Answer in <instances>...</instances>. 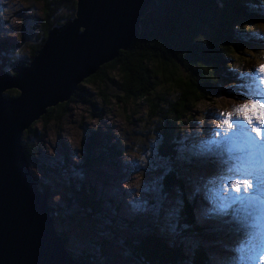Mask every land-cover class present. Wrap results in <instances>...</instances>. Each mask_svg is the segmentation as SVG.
Returning a JSON list of instances; mask_svg holds the SVG:
<instances>
[{
    "label": "rangeland",
    "instance_id": "rangeland-1",
    "mask_svg": "<svg viewBox=\"0 0 264 264\" xmlns=\"http://www.w3.org/2000/svg\"><path fill=\"white\" fill-rule=\"evenodd\" d=\"M153 2L155 7L148 9L145 16L158 7L155 0ZM40 17V5L34 0H0V69L11 78L18 76L15 70L18 67L29 68L47 42L48 34L35 57L32 60L28 58L29 46L39 43L36 37L38 27L35 29V25H38ZM74 18L77 19L75 15ZM78 30L83 32L84 28L79 27ZM129 48L120 50L118 56L122 51L128 52ZM254 55L256 58L264 57V54ZM260 57L255 61L258 66L244 69L248 71L246 76L229 71L230 79L219 81V92L214 100L204 101L192 111V107L188 106L182 120L184 123L175 130L171 127L165 130L167 141L159 131L164 125L162 110H166L168 102L173 101V91L168 85L158 88V93L165 96L166 101L160 104L161 112L152 117L151 106L156 104L153 99L147 103L148 106L142 100L118 101L122 94L113 85L85 82L93 74L83 78L82 85H78L75 91L87 97V102L72 98L74 93L69 100L59 103V108L58 105L44 108L45 114L21 132L22 148V144L31 145L27 148L35 149L34 155L41 164L54 168L51 171L54 175L46 178L35 166H29L28 170L50 190L48 205L56 209L67 208L66 221H55V231L61 239V234L65 235V250L76 263L142 264L125 245H137L156 232L159 238H163L164 245L170 247L168 251L181 245L189 260H192L193 251L198 250L204 254L203 261L210 264H262L264 231L259 224L264 223V205L243 206L241 211L245 213L240 212L236 220L228 210V206L233 207L234 204L231 200H239L232 197V194H239L231 189L230 182L246 176L251 158L256 157L254 160L258 162L257 157H260L264 165V141H257L251 126L238 117L235 110L246 102V98L239 96L235 86L231 85L242 81L241 89L247 92L254 90L256 94L250 92L249 97L264 103V76L257 78L256 75L259 67L264 65V61H259ZM13 62L21 66L12 71L8 66ZM109 63L102 64L99 70ZM124 63L130 66L126 69H131L133 73L135 63L129 60H124ZM1 64L6 67L3 69ZM232 75L235 80H232ZM3 93V96L9 93L11 98L6 97L9 99L21 95L16 88L5 89ZM52 108L58 111L51 116L46 115ZM221 113H230L234 118L232 132L220 131ZM237 119L239 123H235ZM30 128L34 131L32 135L27 134ZM172 132L174 135L170 134ZM27 135L30 138H26ZM98 137L101 139L96 141L99 145L97 152H89V143L94 144ZM247 137L261 145L258 154L249 150ZM163 145L174 148L172 158L166 150L163 154ZM102 146L106 147L105 151ZM113 148H116L117 154L113 153ZM106 154L111 156L90 165V159H99V155ZM255 167L257 179L250 191L251 197L264 193V171L262 166ZM168 173L175 174V181H178L165 192L161 180ZM78 192L88 195L85 200L89 207L81 210L77 204L76 209L69 206V200ZM91 206L94 212L90 211ZM186 208L187 211H184ZM213 209L224 211L222 214H225L226 222L217 216L220 224L215 227L213 216L205 217ZM185 213L193 229L189 228V224L183 226ZM242 217L250 220L252 225L256 224L255 229L250 231L239 227L243 225L240 221ZM156 222L159 228L155 230ZM230 222L232 225L227 229L226 225ZM177 227L191 231L183 235ZM148 258L145 264L149 263ZM183 263L187 264L186 261ZM188 264H192L191 261Z\"/></svg>",
    "mask_w": 264,
    "mask_h": 264
},
{
    "label": "trees",
    "instance_id": "trees-1",
    "mask_svg": "<svg viewBox=\"0 0 264 264\" xmlns=\"http://www.w3.org/2000/svg\"><path fill=\"white\" fill-rule=\"evenodd\" d=\"M34 1L40 5L41 17L37 21L38 25H35V29L38 27L36 37L39 38V43H32L29 46L28 58L30 60L35 57L48 32L53 27L63 25L65 21L74 18L77 7L76 0ZM155 2L158 9L149 11L141 19L139 35L133 40V45L128 52H120L118 58L101 67L85 82L113 85L122 94L118 101L138 102L137 100H142L147 104L153 99L156 104L150 105L152 117L161 112L160 104L166 101L165 96L158 93V88L168 85L173 91V101H169L167 109L162 110L164 125L160 126L162 129L159 131L167 141L166 131L170 127L175 130L184 123L182 120L188 111V106L192 107L190 109L192 111L200 103L214 100L217 97L219 81L230 79L229 71L246 76L248 71H245V68L258 66L255 61H258L260 56L256 58L254 53L264 54V0H155ZM139 57L142 59L139 60ZM124 60L132 61L136 66H140H135L132 73L131 69H126L130 66L124 63ZM259 61H264V57H260ZM17 66L21 64L14 63L8 67L13 71ZM1 67L4 69L6 65L1 64ZM240 71L242 73H239ZM256 75L257 78L261 76L259 72ZM232 80H235L234 76ZM238 83L239 81L236 85H231L238 87ZM236 91L239 96L243 97L238 88ZM7 94L5 97L11 98L10 94ZM74 97H77L79 102L88 101L85 99L87 97H82L79 91L72 98ZM60 106L61 104L58 108ZM55 111L58 110L52 108L46 115L51 116ZM28 133L32 135L33 129L30 128ZM170 134L174 135L173 132ZM26 138L30 137L27 135ZM100 139L101 137L95 138L94 144L89 143V152H97L99 145L96 141L100 142ZM22 145L30 166L37 167L45 178L54 175L51 173L54 168L41 164L34 155L35 149L27 148L31 145ZM170 147L166 148L163 145L161 150L163 154L165 150L166 153L170 152L172 158L175 153L174 148ZM102 150L105 151L106 147L102 146ZM112 151L117 154L116 148ZM109 156L111 154L99 155V159H90V165L102 162ZM168 174L161 180V187L164 186L165 192L176 183L175 174ZM39 188L49 196L50 190L45 184H40ZM75 195L69 200L71 208L76 209V204L81 210L89 207L85 200L88 195L85 196L82 192ZM89 209L92 212L95 210L92 206ZM66 210L67 208H57L54 213L55 221L60 223L66 221L68 217ZM184 211H187V208ZM187 214H184L186 219L183 226L189 224V228L193 229V224L191 225ZM91 215L93 216V213ZM156 224L155 230L159 228V224L157 222ZM177 228L183 235L191 231ZM61 236L65 243V235L61 234ZM163 241V238H159L154 232L150 237L141 240L139 244L125 245V247L142 264L146 263L148 257V264H184L185 261L187 264L189 261L192 264H206L203 261L204 254L198 250L193 251V255L190 256L192 260H189L187 258L189 256L184 255L181 245L168 251L170 247H166Z\"/></svg>",
    "mask_w": 264,
    "mask_h": 264
},
{
    "label": "water",
    "instance_id": "water-1",
    "mask_svg": "<svg viewBox=\"0 0 264 264\" xmlns=\"http://www.w3.org/2000/svg\"><path fill=\"white\" fill-rule=\"evenodd\" d=\"M76 1L77 19L48 33L29 68L18 67L12 78L0 69V264H78L56 236L54 211L29 173L21 132L129 48L155 7L153 0ZM10 88L20 90L18 99L3 96Z\"/></svg>",
    "mask_w": 264,
    "mask_h": 264
},
{
    "label": "snow or ice",
    "instance_id": "snow-or-ice-1",
    "mask_svg": "<svg viewBox=\"0 0 264 264\" xmlns=\"http://www.w3.org/2000/svg\"><path fill=\"white\" fill-rule=\"evenodd\" d=\"M258 71L261 76H264V65H261ZM235 111L240 119L251 126V131L254 133L256 140L264 141V130H262L264 129V103L253 99H247L246 102L240 105ZM235 123H239V120H235ZM233 130L234 118L232 115L230 113H221L220 131L230 133ZM247 142L249 150L253 154H258L261 150V145L253 141L251 137H247ZM255 164V160L250 161L249 167L246 169V176L242 179H234L230 182V187L236 194H250L251 189L254 187V181L257 179ZM260 259L262 264H264V255H262Z\"/></svg>",
    "mask_w": 264,
    "mask_h": 264
},
{
    "label": "bare ground",
    "instance_id": "bare-ground-1",
    "mask_svg": "<svg viewBox=\"0 0 264 264\" xmlns=\"http://www.w3.org/2000/svg\"><path fill=\"white\" fill-rule=\"evenodd\" d=\"M76 2H77V1H76ZM53 28H54V27H53ZM81 33H83V32H81ZM251 94L253 95V94H256V93L252 92ZM19 97H20V96H18V98H19ZM18 98H17V99H18ZM63 103H64V102H63ZM262 130H264V129H262ZM251 136L254 137L252 134H251ZM253 141H254V140H253ZM255 158H256V157L251 158V160H254ZM257 158L259 159V161L256 162L255 165H256V166H262V170L264 171V165H262L261 158H260V157H257ZM28 164H29V163H28ZM29 166H30V164L28 165V167H29ZM239 179H242V177L240 176ZM232 197H234V198H237V197H238V198H239V200L234 201V202H233V200H231V203H234V204H233V207L228 206V207H230V209H228V210L233 214L234 220H236V218L239 217V213H240V212H244V211H241V208H242L243 206L254 207L255 205H258V206H261V207H262V204L264 205V193L259 194L258 197H251V194H249V195H244V194L233 195V194H232ZM242 197H243V198H242ZM256 198H257V200H256ZM228 207H227V208H228ZM49 208H51L54 212H56V208L51 207L50 205H49ZM225 211H227V210H225ZM221 212H224V211H221ZM244 213H245V212H244ZM211 216H213V218H214V220H215V221H213L215 227H216L217 225L220 224V221H218L217 216H219V220H221L220 218H223V219L226 218V217H225V214H221V215L216 214V215H211ZM250 216H251V218H252V220H253L254 218L252 217L251 213H250ZM224 217H225V218H224ZM240 221H241V223H242L243 225H240L239 227H242V228H244V229H248V230H250V231H251V228H254V229H255L256 224H255V225H252L251 222H250V220H248V219L242 217V219H241ZM217 222H219V223L216 224ZM223 222H226V219H225V221H223ZM203 223H205V222H203ZM259 226H261V229H262V232H263V231H264V223L259 224ZM55 232H56V231H55ZM56 233H57V232H56ZM56 236H59V234L57 233ZM63 243H64V242H63ZM211 257H213V256L211 255ZM209 264H210V263H209Z\"/></svg>",
    "mask_w": 264,
    "mask_h": 264
}]
</instances>
